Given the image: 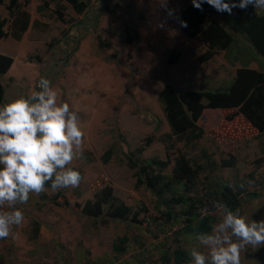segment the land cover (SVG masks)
<instances>
[{
  "label": "rangeland",
  "instance_id": "rangeland-1",
  "mask_svg": "<svg viewBox=\"0 0 264 264\" xmlns=\"http://www.w3.org/2000/svg\"><path fill=\"white\" fill-rule=\"evenodd\" d=\"M189 2L167 0L166 7L174 10L170 14L163 6L165 0H91L81 15L63 3V18L59 19L54 0H18L17 9L28 13L29 23L16 39L11 31L18 28L7 9L10 0H0V19L8 20L4 26L8 36L0 37V54L12 58L8 71L0 75L4 86L0 106L38 91L47 74L57 102H67L78 112L84 133L82 156L68 166L80 172L79 186L58 191L46 187L45 198L30 194L26 204L17 205L24 221L7 239H0V264H174L163 262L161 256L175 247L176 240L188 252V264H193L192 248L206 254L199 235L176 233L184 216L165 221L157 210L156 196L144 185H135L129 157L143 163L169 156L164 174L170 176L173 159L184 156L203 166L194 190L183 193L184 197L201 194V187L242 185L245 192L236 213L249 220H264L263 134L257 131L235 140L204 134L191 143L167 136L169 126L158 99L165 84L177 93L226 89L242 64L264 71V57L254 52L245 36L238 37L237 52L221 51L199 62L205 44L187 38L176 21ZM127 25L136 30L139 40L124 41ZM76 27L79 36L74 40L68 35L75 36ZM100 39L110 46L100 47ZM172 50L181 52L175 64L167 60ZM230 112L225 110L224 118ZM108 149L110 157L104 163L102 156ZM231 156L232 166L223 165ZM105 186L137 215L114 219L104 213L106 207L97 217L83 215L81 207ZM175 188V195L182 191L181 184ZM184 204L175 205L173 211L181 212ZM211 213L215 224L222 220L221 210L215 208ZM34 221L39 223L36 237ZM121 236L128 238L126 250L117 253L113 244ZM241 264H264V246H249L241 253Z\"/></svg>",
  "mask_w": 264,
  "mask_h": 264
},
{
  "label": "trees",
  "instance_id": "trees-1",
  "mask_svg": "<svg viewBox=\"0 0 264 264\" xmlns=\"http://www.w3.org/2000/svg\"><path fill=\"white\" fill-rule=\"evenodd\" d=\"M18 0H10L7 7L12 22L18 31H11L16 39L24 32L29 23V15L24 10L17 9ZM55 12L59 19L63 18V3L77 15H81L90 8L91 0H54ZM231 3L232 0H224ZM238 2V0H236ZM202 10L195 8L192 0L181 10L177 17V23L187 38H196L206 46L205 51L197 57L201 63L212 59L221 51L232 54L238 47V37H246L254 52L264 57V13L249 5L246 9L233 8L232 13L218 12L207 3L202 4ZM209 20L204 28L201 25ZM6 18L0 19V37L8 36L4 30ZM182 22H186V26ZM132 31L133 33H131ZM13 32V33H12ZM20 33V34H19ZM139 40L138 33L131 26H125L124 41L131 43ZM100 47H109L108 41L99 40ZM237 44V45H236ZM236 45V46H235ZM233 47V48H231ZM232 49V50H231ZM237 52V51H236ZM181 57V52L172 50L167 57L169 64H175ZM12 64L10 56L0 54V75L5 74ZM242 64L235 69L231 84L226 89L216 90H187L177 93L170 84H165L158 96L166 122L169 126L170 138H175L184 143L195 142L205 134L204 128L198 123L205 109H227L231 112L225 116L231 120L236 115H241L253 127L264 135V71L248 68ZM264 67V66H262ZM4 86L0 81V104L3 101ZM108 149L102 156L103 162L110 157ZM174 168L170 176L164 174V170L171 159H148L143 163H137L129 157V167L135 168L136 186L144 185L157 198V210L164 216L165 221L170 222L180 215L184 216L180 228L176 233L202 235L210 234L216 222V217L211 213L215 208L214 202H221L234 214L241 205V198L245 192L242 185L230 186L222 183L217 187H201V194L183 196L190 193L196 186L199 172L203 166L198 163H190L184 156L174 158ZM234 158L223 160V165L232 166ZM74 170V169H73ZM182 185V191L178 192L175 186ZM45 187H50L46 184ZM51 188V187H50ZM60 192H58L59 194ZM45 198L44 193H40ZM251 195V194H250ZM252 195H256L255 193ZM181 212L173 211L175 205L184 203ZM163 206L166 209H160ZM106 211L104 212V208ZM83 215L94 218L103 212L114 219H127L130 215L135 217L137 212L121 200L117 199L110 186L103 187L94 195L93 200H88L81 207ZM33 237L39 229V223L34 221ZM31 239L32 236H31ZM126 236L117 237L113 244V250L123 253L126 250ZM163 262L174 264L190 263L188 252L182 248L176 240L175 247L165 250L161 256ZM89 264H102L92 262Z\"/></svg>",
  "mask_w": 264,
  "mask_h": 264
},
{
  "label": "clouds",
  "instance_id": "clouds-1",
  "mask_svg": "<svg viewBox=\"0 0 264 264\" xmlns=\"http://www.w3.org/2000/svg\"><path fill=\"white\" fill-rule=\"evenodd\" d=\"M203 3L228 14L249 5L264 10V0H192L199 10ZM166 4L167 0L163 6L171 14L174 10ZM83 138L78 112L67 102H57L48 79H42L39 90L27 98L20 96L0 106V239H7L23 223L17 205L26 204L30 194L46 191V184L52 191L79 186L80 172L68 166L82 156ZM213 207L221 210L222 220L211 234L197 237L207 253L192 248L193 264H241V253L249 246H264V220L234 214L221 202Z\"/></svg>",
  "mask_w": 264,
  "mask_h": 264
},
{
  "label": "crops",
  "instance_id": "crops-1",
  "mask_svg": "<svg viewBox=\"0 0 264 264\" xmlns=\"http://www.w3.org/2000/svg\"><path fill=\"white\" fill-rule=\"evenodd\" d=\"M227 109H205L198 123L204 128L206 135L217 139H237L245 135L257 132L247 120L241 115L234 116L231 120L224 118V111ZM241 125H246L242 128Z\"/></svg>",
  "mask_w": 264,
  "mask_h": 264
},
{
  "label": "water",
  "instance_id": "water-1",
  "mask_svg": "<svg viewBox=\"0 0 264 264\" xmlns=\"http://www.w3.org/2000/svg\"><path fill=\"white\" fill-rule=\"evenodd\" d=\"M86 21L89 22L87 19H86ZM75 30H76V35L75 36L70 35V34L68 35L70 38H72L74 40H76L78 38V36H79V33L77 31V27L75 28ZM63 43H64V40H63ZM64 45H65V43H64ZM65 55H66V49H65ZM46 76H47V74L44 75V77H46Z\"/></svg>",
  "mask_w": 264,
  "mask_h": 264
},
{
  "label": "flooded vegetation",
  "instance_id": "flooded-vegetation-1",
  "mask_svg": "<svg viewBox=\"0 0 264 264\" xmlns=\"http://www.w3.org/2000/svg\"><path fill=\"white\" fill-rule=\"evenodd\" d=\"M42 79H45V77H43Z\"/></svg>",
  "mask_w": 264,
  "mask_h": 264
}]
</instances>
